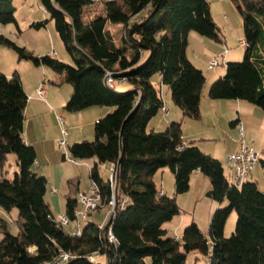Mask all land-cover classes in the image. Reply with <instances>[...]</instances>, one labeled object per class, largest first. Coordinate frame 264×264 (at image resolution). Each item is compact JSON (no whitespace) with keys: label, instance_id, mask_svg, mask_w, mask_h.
<instances>
[{"label":"trees","instance_id":"16d2710c","mask_svg":"<svg viewBox=\"0 0 264 264\" xmlns=\"http://www.w3.org/2000/svg\"><path fill=\"white\" fill-rule=\"evenodd\" d=\"M240 1L244 58L227 63L225 74L213 81L208 94L211 99L246 100L264 109V0ZM41 2L74 63L49 54L36 56L4 35H0V43L14 48L20 59L50 67L62 82L71 84L68 111L114 108L95 121L94 140L74 142L68 150L75 159H96L90 166L91 182L99 186L104 202L115 194L117 208L104 229L88 219L80 236L57 222L46 199L48 178L34 169L37 151L24 139L29 96L17 71L11 77L0 72V206L7 212L18 209L20 228L13 234L1 220L0 264H53L63 253L73 255L63 264H188L194 251L209 255L211 264H264V191L257 182L246 181L240 186L229 180L221 160L184 140L181 122H171L165 131L148 129L165 104L161 89L152 81L155 75L169 86L184 117L201 118L206 77L188 58L187 46L191 31L220 40L210 2L104 0L105 14L91 15V19L86 16L95 10L93 0ZM15 11L13 0H0V23L19 27ZM47 22L33 26L39 28ZM108 22L125 24L122 44L106 29ZM145 51L149 55L141 63ZM107 72L132 88L119 92L117 87H109ZM10 154L16 155L18 165L13 178L4 171ZM99 164L115 168L116 190L101 176ZM164 168L174 173L176 194L189 191L199 170L211 181L207 196L228 202L215 210L208 233L192 222L181 238L168 235L164 224L181 208L176 196L163 193L156 185L155 175ZM69 184L72 192L66 198L65 214L72 221L79 205L78 184ZM232 211L238 214L236 228L226 237ZM109 229L116 238L114 243L109 241ZM94 253L106 260L92 262L89 256Z\"/></svg>","mask_w":264,"mask_h":264},{"label":"rangeland","instance_id":"374dc122","mask_svg":"<svg viewBox=\"0 0 264 264\" xmlns=\"http://www.w3.org/2000/svg\"><path fill=\"white\" fill-rule=\"evenodd\" d=\"M93 1H95L93 5L95 6V10L93 11V14L91 13L90 15H87L86 19H91V15L105 14L102 7H99L98 4H96L98 0ZM208 1L211 2L212 0ZM230 1L233 4V7H230L229 4L225 3L222 12H219L214 16L212 15L214 21L220 28V40L202 36L196 31H191L189 33L187 54L189 55L192 63L198 68L202 69L206 77L204 86L205 88H208V91L213 81L220 77L217 76L216 78H214V80H211V74L216 75L221 70L227 68V63L240 62L244 58L245 47L240 45L241 40L245 37L243 16L238 7L241 1ZM13 3L16 7L15 17L17 19L19 27H17L14 23L7 25H3L0 23V28L2 30L1 33H3V35L6 34L4 36L17 43V45L25 47L27 51L33 53L34 55L43 56L46 54H39L42 51L40 50L42 49V43H46L50 39L49 32L52 31L56 37V42L61 46V48H63V51H66L60 35L56 30L55 22L50 18V14L45 10L41 0H14ZM34 14L36 15V17H38V19L36 18V20L42 22L48 20V22L45 25L40 26L39 28L33 26L30 18ZM110 25L112 26L111 30L116 33L115 39H117L119 44H122L126 29L125 24L120 23L118 25L110 23ZM116 26H120V28H117ZM225 38L227 39L225 40ZM205 44H211L220 47L221 51H225V49H228L229 52L227 54L226 62L210 69L209 61L213 58H219V54L218 52H209ZM199 53H203L204 55H206V60H204L201 55H199ZM148 55L149 52L145 51L142 56L141 63H143L147 59ZM235 55L239 56V60H230ZM0 59L2 62L6 61L5 64L8 67L7 69H10L12 73L11 76L15 71H17L19 74H22L27 84H29V73L33 68L38 69V72L43 76V66H37L31 60L20 59L18 52L9 45L0 43ZM62 61L70 64L74 63L72 58L69 59V61ZM45 68L49 72H54L50 67L45 66ZM59 77L61 76L59 75ZM152 81L157 87L161 89L165 104L167 105L169 112L165 114L162 109L159 110L157 115H155L151 119L148 129H153L155 131H165L171 122H181L182 135L183 138L186 139V142L193 141V143L200 147L203 152L210 154L217 159H219L218 157L220 156L219 160L222 161L229 180L234 181L233 168L232 166L225 163V159L228 155V151H230L231 153V150L237 144H239L240 149V145L242 142L240 139L239 128H232V126H230L229 124L230 120L228 116L221 112L220 109H215V107H213V105L211 104H209L208 106L204 105V113L201 114L200 119H191L184 117L183 111L180 109V107H178V105L174 103L171 98V91L169 86L161 83L159 75L153 76ZM131 87L132 85L129 82L118 84L116 91L126 92V90L128 91V88ZM106 108L109 109V112L114 109L113 107ZM85 114L89 115V113ZM83 120V123L85 124L82 126V129L79 133L82 135L81 139L92 141L95 139V122L93 121V119L91 120L90 118L86 117H84ZM77 123L80 124L79 122ZM65 127H68L69 132L71 133V135H68L67 137L69 145L74 142H79H73L74 137L78 135L75 133L73 134L74 128L72 127L74 126H71V124H69V126L65 125ZM244 136L246 145L254 143L257 151L262 153L260 162L256 164L251 174L253 173L254 175H256L254 179H258L259 189L261 191H264V167L261 162L262 160H264V140L262 138L263 135H255L252 134V132L246 130ZM58 150L61 152L60 159L65 162L66 165L64 169L65 177L62 180V187L54 184L57 189L56 195L61 197L60 210L54 207L52 208L56 217L60 214L66 213V202L64 197L66 194H68L69 189H71L69 181H66L67 177H77L80 180V184L78 185L79 188L78 190H76L78 191V194L81 192L89 191L92 187L89 167L94 165L96 162V159L92 158L87 160L78 159V164L70 163V161L65 156L66 153L70 155L69 150H61L59 149V147ZM62 155L65 156V160L61 158ZM44 158L45 156L43 157V159ZM52 159L53 158L51 156V160ZM38 161L40 162L39 159ZM37 166L38 162H36V164L34 165V169H37ZM17 169L18 165L16 155L10 154L8 156L7 162L4 165L6 176L9 178H13ZM49 170L52 171L56 177L59 176L57 166L51 165ZM99 171L104 180L107 181L110 179L111 169L109 167V164H99ZM251 174L248 176V179L240 182V186H242V184L246 181H251ZM203 177L206 178L205 180L208 182V185L205 182L200 181V183H194L193 181L192 189H190L186 193L176 194L174 173L169 168H165L164 170H160L156 174L155 182L158 189L166 191V194L170 196H176L177 203L181 208L179 214H177L171 221L164 224V227L167 229L169 236L181 238L184 229L192 222H196L204 233H208L211 219L215 210L218 208L226 207L228 205L227 201L221 203L207 196L208 191L211 189V181L209 177L205 175H203ZM163 182L165 184L164 186ZM50 189L51 183L49 184V191L46 195L47 201H50L53 196L51 195ZM80 206L81 205L79 203L78 208H80ZM108 210L109 209L105 208V206H101L97 211H94L92 215H90L89 220L98 224L104 222L106 220ZM12 212H14L15 215L12 213L13 215L10 216L9 213H5L4 216L1 217H3L6 221L7 229L13 234H18L20 232V228L17 224L19 211L17 208H14ZM237 219L238 214L236 213V211H232L225 227L226 237H230L235 231ZM13 221H16V223ZM65 228L69 233H72L73 224H71L70 226H66ZM3 237V232L0 231V241L3 239ZM105 260L106 258L103 255L97 258L98 262H102ZM208 262L209 255H204L199 251L191 252L188 256L187 261L188 264H208Z\"/></svg>","mask_w":264,"mask_h":264},{"label":"crops","instance_id":"0c3cea01","mask_svg":"<svg viewBox=\"0 0 264 264\" xmlns=\"http://www.w3.org/2000/svg\"><path fill=\"white\" fill-rule=\"evenodd\" d=\"M103 1L104 0H98L96 4H98L99 7H103ZM225 3L229 4L230 7H233V4L231 3L230 0H212L210 2V6H211L210 8H211L212 15L214 16L215 14L222 12L224 9ZM94 7L95 6L92 5L93 9ZM36 18L38 19V17H36L35 14L32 15V17L30 18L32 24L35 22H39V20H36ZM117 24L119 25L120 23H117ZM116 27L120 28V26H116ZM106 29L113 36L115 42L119 44L117 39H115L116 33H114L111 30L112 26L110 25V22L107 23ZM1 32L2 30L0 28V35H3V33ZM49 34H50L49 35L50 39L46 43H42V49H40L42 51L39 54L51 55L52 53H54V55H51V56H54L61 60L69 61V59H71V56L66 51H63V48H61V46L56 42V37L53 34V32L51 31L49 32ZM226 39L227 38H225V40ZM243 40L244 39H242L241 41ZM56 45L57 47L59 45V47L57 48ZM205 45H206V48L211 53L218 52V54H221L223 52L221 51L220 47H217L215 45H211V44H205ZM199 55H201V57L204 60H206V55H204L203 53H199ZM187 56L189 58L188 54ZM226 60H227V57H226ZM230 60H239V56L235 55ZM5 62L6 61L2 62L0 59V72L4 73L8 77H11L12 73L10 69H7L8 67L6 66ZM225 72H226V69H223L220 72H218L216 75L211 74L210 78H212L211 80H214V78H216L217 76H223ZM53 73L49 72L45 68V66H43V76H42L38 72V69L33 68L29 73V84L26 83L25 78H23L22 74H19L22 79L25 91L27 92L29 96L28 103L25 109L24 139L27 143L33 145L37 151L38 166H37V169L35 170L39 172L40 174L45 175L48 178L49 184L51 183L50 192L52 190V187H55L54 184H57L59 187H62V183H63L62 180L65 177L64 169H65L66 163L60 159L61 152L58 150V147H57L59 140H61L62 138V128H63V126L59 122V116L62 115L65 118L67 126H69V124H71V126H74L72 127L74 128L73 134L74 133L78 134L76 135V137H74L73 139V142H74V141L82 140L81 139L82 135L79 133L82 129V126L85 124L83 123L84 117L90 118L91 120L93 119V121L95 122L100 117L104 116L107 112H109L108 108L100 107V106L89 107V108H86V109H83L77 112L68 111L66 109V104L73 94V87L69 83L62 82V78L59 77L60 75L59 73L55 71ZM40 86H45L46 88L47 94H46L45 100L38 97L37 90ZM131 88H128V89H131ZM209 104L213 105L215 109L216 108H218V110L220 109L221 112H223L224 114L228 116L230 120L229 124L230 126H232V128H238V125L242 124L243 129H244V134H245V131L247 130L249 132H252V134H255V135L257 134L263 135L262 138L264 140V109H262L261 107L255 104H252L246 100L211 99L208 94V88H205V86H203L202 98H201V104H200L201 114L204 113V105L208 106ZM168 112H169V109H168ZM85 113H89V115H86ZM164 113L167 114L166 112ZM233 120L236 121L235 124L231 123ZM77 122H79L80 124H78ZM70 135L71 133L69 132V136ZM184 140L186 141L185 138ZM238 149H239V144L234 146V148L231 150L232 151L231 153L238 151ZM231 153L230 151H228V154H231ZM260 154L262 155L261 152ZM44 156L45 158L43 159ZM51 156L53 158L52 160H51ZM61 158L65 160L64 155H62ZM218 158L220 159V156ZM38 159L40 160V162L38 161ZM51 165L58 167V171H59L58 177H56L54 173L49 170ZM109 167L111 169L112 165H109ZM203 175L204 174L201 173L200 171H196L194 173L193 178L191 180L190 189H192L193 181L194 183H198V182L200 183V181L205 182L208 185V182L205 180L206 178H204ZM255 177L256 175L252 173L250 178L252 181L257 180L256 182L258 184V179H254ZM67 180L76 181L78 185L80 184V180L77 177H73V178L67 177L66 181ZM164 185L165 184L163 182V186ZM161 191L163 193H166V191L164 190H161ZM71 192H72V189H69L68 194H66L64 197L65 202H66L67 196L70 195ZM56 193L57 191L55 193L51 192V195L53 196L50 199V201H48V203L50 204L51 208L54 207L60 210L61 197L57 196ZM5 213L7 214L9 213L10 216L14 214V212L12 211L7 212L0 206V222L1 220H4V218L1 216H4ZM13 222L16 223V221H13Z\"/></svg>","mask_w":264,"mask_h":264},{"label":"built area","instance_id":"2783aa9c","mask_svg":"<svg viewBox=\"0 0 264 264\" xmlns=\"http://www.w3.org/2000/svg\"><path fill=\"white\" fill-rule=\"evenodd\" d=\"M241 45H245V41H241ZM228 49H225L221 54H219V58H213L209 61V67L210 69L215 68L219 66L221 63L226 62ZM51 55H54L52 53ZM106 82L107 85L111 88H116L118 84L125 83L124 79H115L113 74L111 72H107L106 74ZM38 97L45 100L47 91L45 86H40L37 90ZM162 110L164 112H168L167 105L164 104ZM59 122L63 126L62 128V138L58 142L59 149L68 150L69 144H68V135H69V128H66V120L65 118L60 115L59 116ZM239 133H240V139H241V145L240 149L238 151L228 154L225 163L232 166L233 168V175H234V183L240 184L241 181L248 179V176L251 174L252 170H254L256 164L260 162L261 154L259 151H257L256 146L254 143H251L250 145H246L245 136H244V129L243 125L239 124ZM66 158L74 163L78 164V159L73 158L71 155L66 153ZM199 171V170H197ZM110 182L114 190H116V182H115V168L112 166L110 171ZM57 189L55 187H52L51 192L55 193ZM78 202L80 203V208L77 207L75 210L76 218L71 221V219L66 214H60L56 217L57 222L66 227L73 224V231L72 235H82L84 224L88 221L90 215L94 211H97L101 206H105V208H108V213L106 215V220L102 223L98 224V227L100 229H104L106 224L108 223L110 217L116 213L117 208V197L114 194L109 202H104L102 195L100 193L99 186L96 183L92 182V187L87 192H81L78 194ZM108 238L109 241L114 243L116 242V238L112 232L111 229L108 231ZM179 238V237H176ZM99 253H94L89 256V259L92 262H96V259L99 257ZM73 257L71 253H63L58 259H56L53 264H63L64 262H67ZM101 264H106L105 262ZM208 264H211V262H208Z\"/></svg>","mask_w":264,"mask_h":264}]
</instances>
